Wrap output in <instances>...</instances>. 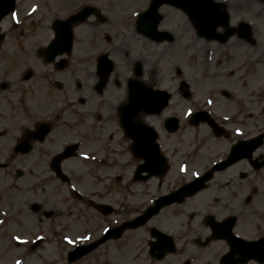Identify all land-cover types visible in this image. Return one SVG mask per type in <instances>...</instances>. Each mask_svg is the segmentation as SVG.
I'll return each mask as SVG.
<instances>
[{
  "label": "flooded vegetation",
  "instance_id": "flooded-vegetation-1",
  "mask_svg": "<svg viewBox=\"0 0 264 264\" xmlns=\"http://www.w3.org/2000/svg\"><path fill=\"white\" fill-rule=\"evenodd\" d=\"M215 1L228 13L231 38L236 41L231 43L241 49L205 54L191 51L185 65L163 63L165 55L175 56L179 51H146L149 44L159 48L169 44L162 40L155 43L137 31L138 16L147 10L150 0H32L33 13L26 19L29 38L43 32L48 47L58 33L54 51L61 54L53 62L34 57V62L24 65V73L19 66L0 65V264L81 262L89 253L69 262L71 249L92 243L104 229L131 219L132 212L139 209L136 205L124 210L109 204L110 211L101 213L90 203L100 201L99 184L116 196L121 195L118 183L125 194H133V185L161 188L174 179L176 186L170 192L195 177L194 165L199 158L195 150L200 152L208 143L220 145V151L205 155L203 162H209L202 164L203 174L216 162H227L238 141H249L264 131V122L261 130L256 123L264 111L247 109L248 104L258 103L260 91L249 85L251 79H245L264 58L259 42L264 41V0ZM158 14V31H167L172 39L196 38L194 26L179 9L161 5ZM71 17H75L73 22ZM24 24L16 26L19 33H24ZM101 54L105 56L102 62ZM107 62L112 68L103 78ZM185 68L190 71V80ZM210 70L214 72L209 74ZM164 71L168 73L166 88L162 84ZM207 77H217L216 82L223 77L236 79L245 94L235 93L226 84L221 90L216 89L220 85L199 90L196 81H209ZM135 88L141 91L139 98L146 100L150 91L165 89L169 102L161 112L154 113V105L149 113L131 105L139 100ZM219 97L234 102L230 112L217 110V103L223 105ZM172 101L177 114H166ZM200 102L201 109L210 114L207 120L194 115ZM183 134L191 137L194 148L177 161L168 144ZM73 145V152L69 149L65 154ZM162 156L166 164L162 175L146 179L145 173L136 175L140 165H158ZM237 165L241 169H237L236 178L225 176L222 188L246 193L237 203L223 202L222 218L211 215L215 222L223 221V237L213 234L206 220L210 214L196 220L195 212L187 213L171 230L157 227L172 238L173 250L162 248L157 260L147 254L150 261L264 264V191L256 186L259 180L264 181L259 175L264 170V142L250 158L233 160L219 172ZM216 174L211 175L207 188L218 178ZM73 221L80 225L87 222L89 227L72 236ZM229 229L230 235L240 240H227ZM127 232L131 230L111 241L123 240ZM146 234L147 250L149 228ZM68 238L74 246H69Z\"/></svg>",
  "mask_w": 264,
  "mask_h": 264
},
{
  "label": "rangeland",
  "instance_id": "rangeland-1",
  "mask_svg": "<svg viewBox=\"0 0 264 264\" xmlns=\"http://www.w3.org/2000/svg\"><path fill=\"white\" fill-rule=\"evenodd\" d=\"M32 0H22L20 3V7L18 9V15L22 18H25V15H28V11L31 8ZM15 17L9 16L6 18L1 24L2 32L5 34V38L2 42H0V65L4 64H13L15 66H19L20 70L24 68V65L27 63L34 62V53L38 49L43 40L42 34H38V37L35 39L30 38V29L26 27V24L23 29L25 31L24 36L18 32V30H14L12 28ZM19 35V36H18ZM231 42H235V40H230L226 45H218L215 42H205L203 40L198 39H189V37H184V39H179L177 44L173 45H164L162 48L154 45H147L146 51H179L174 55L168 54L164 56L163 63L164 64H172V62L180 61L181 64L184 63L186 65V57L190 54V51H240V49H235L234 45ZM261 48L264 47V41L260 40ZM246 47V46H243ZM254 47L250 48L248 51H251ZM22 51V52H19ZM179 55V56H178ZM152 59H149L151 61ZM210 64H214V56H212V60ZM147 68V67H146ZM186 73H188V78L190 80V71L188 68H185ZM214 71L210 70L208 73L212 74ZM197 76V74H196ZM209 81H204L203 83H198L196 81V86L199 90H202L203 87L207 86V88H213L215 86L220 85V87L216 88L221 90L223 85L226 84L227 88H232L235 93L244 96L245 92L240 87V83L235 80H229V78L223 77V81L216 82L217 77H207ZM167 73L163 72V86L167 84ZM245 79L250 80L249 85L260 91L258 94L259 101H263V103L247 105V109L249 112H261L264 111V58L256 64L252 70L249 71L248 75ZM198 80V78H197ZM203 96H201L202 98ZM223 101V105L217 103V110L219 112H230L231 109L235 106L234 102L231 99H223L219 97V102ZM174 101L171 103V108L166 114H177V110L174 107ZM186 105V104H182ZM203 102L196 103V106L201 108ZM263 115H258L256 117V123L259 126L258 130H261L263 127ZM191 137L189 138L187 134L179 135L175 137V140L170 142L168 145L170 146V152L174 154V159L180 161L186 157L187 152L193 151L194 146L192 145ZM220 151V145H211L208 143L201 147L200 152H198V161L195 162L194 172H202L203 167L202 164L208 163L203 162L205 155L209 151ZM223 153V152H222ZM237 169H241V165H237L235 168L227 171V172H217V179L211 183L210 188L198 194L197 196L186 201L184 205H174L168 208L163 209L154 219L147 224V226L142 227L138 230L131 231L125 233L123 236V240L119 241H108L93 251H91L88 257H83L84 259L77 264H163V263H155L150 261V259L145 263L144 257H146V241L147 234L146 229L149 228L150 225L157 226L163 230H171L176 227L178 224H181L185 220V215L187 213H196V220H200L201 217L208 213L215 218L223 217V202L227 205L237 203L246 193L241 189L232 188L231 190H223L222 182L225 176H233L236 178ZM259 175L264 177V170H262ZM174 179H172L169 183H166L164 187L156 188L154 184H144V185H133L132 191L133 194H125L123 191L121 183H118L117 186L121 192V195L111 196L107 190L105 189L104 184H99V192H100V200L103 203L110 204L114 208L117 206H121L122 209L125 210V207L128 206H140L145 205L150 199L156 197L157 194H162L167 192L170 188L176 186L173 183ZM256 186L259 187V191H264V181H258ZM147 187V190H145ZM140 190H143L141 192ZM260 200V198H259ZM259 203L258 201H255ZM264 202V201H263ZM261 203L263 205L264 203ZM89 225L86 222V225H80L77 222L73 221L70 224L71 234L72 236L79 235L83 233V230L87 229ZM166 264H177L176 261L170 260Z\"/></svg>",
  "mask_w": 264,
  "mask_h": 264
},
{
  "label": "water",
  "instance_id": "water-1",
  "mask_svg": "<svg viewBox=\"0 0 264 264\" xmlns=\"http://www.w3.org/2000/svg\"><path fill=\"white\" fill-rule=\"evenodd\" d=\"M14 1L15 0H0V20L13 9ZM210 7L212 9L203 4L196 3L195 5L186 4L183 8L192 17V19L195 20L197 28L200 31H205L223 22V16L219 9L211 5ZM198 182L202 184L204 179H201ZM144 220L145 219H143V221Z\"/></svg>",
  "mask_w": 264,
  "mask_h": 264
}]
</instances>
